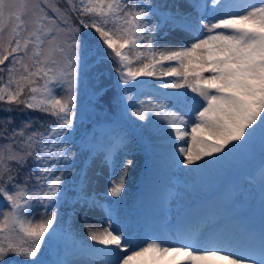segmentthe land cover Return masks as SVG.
Wrapping results in <instances>:
<instances>
[{"label": "snow or ice", "instance_id": "6c2138e0", "mask_svg": "<svg viewBox=\"0 0 264 264\" xmlns=\"http://www.w3.org/2000/svg\"><path fill=\"white\" fill-rule=\"evenodd\" d=\"M181 9L155 0H0V112L8 114L0 117V264H91L100 256L106 264H264V0H187ZM173 31L185 35L161 45V32ZM113 73L118 95L108 89ZM156 76L170 78L159 84L167 91L138 100L131 114L165 133L173 163L201 177L258 149L259 223L233 202L208 232L201 224L213 213L187 212L175 241L136 243L111 218L78 239L59 208L70 206L86 223L99 206L91 186L100 173L89 175L84 164L102 157L115 176L107 194L117 198L133 166L120 155L126 137L78 130L82 88L103 111L140 89L138 77ZM17 110L46 119L16 124ZM78 161L69 185L66 173ZM53 244L57 258L45 259Z\"/></svg>", "mask_w": 264, "mask_h": 264}, {"label": "rangeland", "instance_id": "374dc122", "mask_svg": "<svg viewBox=\"0 0 264 264\" xmlns=\"http://www.w3.org/2000/svg\"><path fill=\"white\" fill-rule=\"evenodd\" d=\"M155 2L168 3L169 5L181 4V10H186L187 4V0H155ZM177 35L185 34L173 31L168 32L167 35H165L164 32H161V36H163L164 39L161 40L160 44H175L176 40L174 38ZM129 52L130 55L134 57L135 51ZM106 64L109 68L112 67V61L110 59L106 61ZM171 66H176L175 62H171ZM138 67H140V64H133V68ZM114 75L115 74L113 73L110 77H107L110 81L108 83V89L110 94L117 95L115 92L116 87L114 84ZM205 75H208V73H205ZM162 78L163 77L160 76L152 77L150 81L144 84L140 89L130 90L127 92L128 98H132L128 99L127 104H132L133 107L127 108V111H125L127 121L126 124L114 125L110 128L111 130L100 127L101 129L106 130L113 137L124 136L127 138V147L123 149L120 155H126L128 159H132L133 166L130 168L125 191L121 197L117 198L111 197L107 194V190L110 187L108 180L115 179V176L112 174L111 168L102 163V157L90 158L87 161V164H84V167L86 165L85 168L89 171V175L93 172L100 173L99 177L91 186L92 189H94L92 195L99 201V206L94 208L88 214L86 223L84 222L82 215L74 216L72 208L68 205L59 211L60 216L64 218L65 223L73 224L74 231L78 234V239L86 237V230L89 225L94 228L102 229L107 226L106 221L111 218L113 220L119 219L121 225L123 226V230L131 237L132 240L134 239V236L141 240L144 232H142L140 228L135 227V220L133 219L135 214H138L134 205V193L136 192L140 178H143L145 182L144 193L147 203L157 208L158 215L162 214L167 206V209L170 210L171 215L173 216L174 222L178 221L179 216L184 217L185 219V214L189 212L188 206L199 203L204 199L208 192L214 191L218 187L216 178H218L219 171L224 169L227 165L235 163V160L240 156L238 155L223 168L215 170L208 176L204 177L189 172L188 169L191 166L183 164L176 166L170 156V146L168 144L166 134L158 131L153 124L148 123L147 121H139L131 114L133 108L139 106L137 103L138 100L147 101L150 98L158 99L160 82L170 79L169 77H166V79ZM156 79H159V81H156ZM155 86L157 89H152ZM159 90L167 91L163 89ZM87 93V90L82 88L80 108L87 116L85 120L77 123V127L83 126L82 129L87 128L90 124H92V127L96 126V124L100 122L102 116H105L104 110H112L116 104L113 101L111 106H106L103 111L96 107L91 116L90 104L95 105L96 102L87 98ZM78 115L80 114L78 113ZM104 118L107 117L105 116ZM70 139L74 140L77 144L76 137H70ZM77 168H79V161L77 162ZM171 177L176 178L177 180L172 182L170 180ZM257 179L260 180V171ZM244 182L247 186L244 188L241 196L245 198V202L247 203L248 198H251L252 200H260L258 187L255 184L250 185L246 181ZM225 191L228 192V188H225ZM184 208L185 210L183 211ZM41 211L42 209L39 207L34 208V212L36 214L35 218L37 220L40 218ZM213 214L215 219L208 222L216 225L223 218L221 208L218 207L215 209ZM201 227L205 232L210 231L203 223L201 224ZM89 243L95 242L89 241ZM97 247L102 248L103 246L97 245ZM91 264H106V260L100 256L92 259Z\"/></svg>", "mask_w": 264, "mask_h": 264}, {"label": "trees", "instance_id": "16d2710c", "mask_svg": "<svg viewBox=\"0 0 264 264\" xmlns=\"http://www.w3.org/2000/svg\"><path fill=\"white\" fill-rule=\"evenodd\" d=\"M89 33V39L92 41L93 45L96 44V34L91 30H87ZM108 51V50H107ZM89 95V94H88ZM8 115L7 113H3L0 112V117L1 116H6ZM12 117L15 120L16 124H19L21 120H26L29 117H36L39 118L40 120H44L46 119V117L44 116V114L40 113V112H32V111H14L11 113ZM122 118V114L118 113L115 116V119L119 120ZM261 164V158H260V153L259 150L257 149L254 153H251L249 158H247L245 160V167H247L250 172L255 171V169ZM69 185L72 184L71 180H68ZM0 203H3L2 198H0Z\"/></svg>", "mask_w": 264, "mask_h": 264}, {"label": "bare ground", "instance_id": "6f19581e", "mask_svg": "<svg viewBox=\"0 0 264 264\" xmlns=\"http://www.w3.org/2000/svg\"><path fill=\"white\" fill-rule=\"evenodd\" d=\"M116 171H117V173H118L119 169H117ZM129 173H130V169H129ZM129 173H128V177H129ZM128 177H127L126 183L128 182ZM207 222H208V221H205V222H203V223L206 224Z\"/></svg>", "mask_w": 264, "mask_h": 264}]
</instances>
